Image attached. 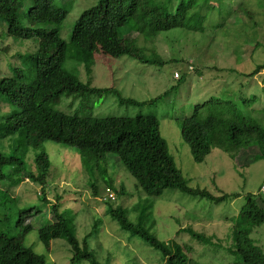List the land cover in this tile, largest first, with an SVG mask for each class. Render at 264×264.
I'll use <instances>...</instances> for the list:
<instances>
[{"label":"rangeland","instance_id":"rangeland-1","mask_svg":"<svg viewBox=\"0 0 264 264\" xmlns=\"http://www.w3.org/2000/svg\"><path fill=\"white\" fill-rule=\"evenodd\" d=\"M97 1L73 0L71 12L58 27L61 37L69 44V56L74 51L71 34L77 19ZM210 1L205 34L175 29L161 33L157 38L147 37L146 42L138 33L122 31L125 38H137V45L147 57L176 60L175 65L149 66L126 56L108 57L98 43L95 44L97 51L84 46L85 52L95 61L93 68L86 71L71 59L67 60V68H77L76 75L82 83L95 88H112L114 92L98 97L67 94L58 109L68 113L86 109L95 117L154 114L160 121L161 134L177 167L190 185L207 188L216 196L229 195L228 198L216 203L170 190L158 199L142 197L133 188L135 179L115 155H109L106 163L107 177L93 169L96 162L93 151L83 155L78 148L52 141L44 142L35 150L27 148L20 140L22 135L18 134L0 139V148L6 154L25 161L21 166L5 171L15 174L0 185V210L9 209L7 212L12 214L15 228L20 212L32 208L24 215L29 217L26 222L34 226L25 238V245L44 255L47 264H72L73 258L67 241L58 239L44 245L38 238V230L53 222L51 207L56 203L60 206V213L73 220L81 242L92 230L94 221H101L98 234L88 242L96 261L101 264H164L159 251L121 229L108 211L109 207L117 206L128 208L129 219L141 224L161 241L182 245L190 264H241L232 253L233 227L246 204L247 193L264 198V160L260 158V150L252 146L232 158L219 148L213 149L204 162L196 163L182 138L180 120L191 115L197 104L215 99L230 103L225 108L226 104L217 106L209 102L216 111L227 113L237 109L241 116L257 120L264 128V70L251 75L264 64V0H236L231 12L227 11L230 4L222 11L219 0ZM6 31L7 24L0 19L1 76L12 75L9 64L19 65L15 53L24 52V48L13 45L14 38L5 36ZM83 38L87 41L89 37ZM15 41L21 47L37 43V40ZM9 46V51H4ZM33 49L30 45L29 50ZM190 65L195 72L187 70ZM178 71L186 73L185 80L179 82L175 79ZM117 91L125 98L146 103L121 104ZM166 92L170 93L164 96ZM157 98L160 99L156 103H151ZM12 109L8 104L0 103V126ZM39 152L48 154L51 161L49 175L43 184L31 179V173L37 171L35 157ZM109 178L118 188L125 185L127 195L119 196L108 188ZM11 184L14 188L8 190ZM92 184L97 186L99 197L94 195ZM43 188L45 195L41 194ZM237 193L240 197H232ZM111 196L114 199L110 200ZM5 226L6 221L1 220L0 231L6 232ZM184 228L213 236L214 241L203 244L192 238L187 230H182ZM251 238L264 251V224L252 230ZM22 255V258L10 257L8 261L1 258L0 264H32L25 254ZM76 264L91 263L82 261Z\"/></svg>","mask_w":264,"mask_h":264},{"label":"trees","instance_id":"trees-1","mask_svg":"<svg viewBox=\"0 0 264 264\" xmlns=\"http://www.w3.org/2000/svg\"><path fill=\"white\" fill-rule=\"evenodd\" d=\"M235 1L218 2L222 6V11L230 4L227 11L231 12ZM72 2L73 0H0V19L7 24L5 36L15 40H37V43L31 42L28 46L21 47L12 39L13 45L20 49L24 48V52L15 53L19 65L9 64L11 76H1L0 73V103L13 108L0 126V139L18 134L22 135L20 140L27 148L35 150L40 149L44 142L52 141L78 148L83 155L93 151L96 159L93 169L107 177L109 170L106 163L109 155H115L135 179L133 188L142 197L158 199L170 190L195 198L213 200L216 203L224 202L229 195L216 196L207 188L190 185L177 167L167 141L161 134L160 121L154 114L95 117L86 109L75 113L58 109L62 98L67 94L98 97L114 92L112 88H95L82 83L76 75L77 68L72 70L67 68L68 59L75 61L78 67L86 71L93 68L95 61L85 52L84 46L97 51L95 44L98 43L108 57L126 56L149 66L175 65L176 60L165 61L160 57H147L137 45V38H125L122 31L125 29L131 33H138L146 42L147 37L157 38L161 33L175 29L205 34L207 6L211 1L98 0L85 9L77 19L71 34L74 51L69 56V44L61 37L58 27L65 22L71 12ZM83 37L89 38L86 41ZM30 45L34 47L32 51L29 50ZM9 48L11 47L4 48V51L8 52ZM187 70L195 72L191 65ZM263 70L264 64L259 65L251 75ZM177 73L179 77L175 78L176 80L179 82L185 80L186 73L181 71ZM168 93L170 92H166L164 96ZM117 96L121 104L146 103L125 98L118 91ZM160 98L151 103H156ZM209 102L217 106L226 104L225 108L230 105L222 100L211 99L197 104L191 115L183 116L180 120L182 138L189 146L194 161L204 162L212 150L218 148L235 158L244 149L252 146L258 147L260 158L264 160V128L260 123L255 119L248 120L241 116L237 109L220 113L215 107H210ZM23 163H25L23 158L8 155L0 148V185L2 181L10 180L15 174L6 173L7 169L19 167ZM35 164L37 171L31 173V179L43 184L51 169L48 154L37 153ZM101 164L106 165L102 167ZM106 186L119 196L127 195L126 186L116 187L111 178ZM10 188L14 186L11 184L7 189ZM91 188L94 195L99 197L97 186L92 184ZM41 194L45 195L44 188ZM232 197L238 198L240 194H233ZM106 203L110 204L107 200ZM2 210L0 221H6L7 226L6 232L0 231V259L6 258L8 261L10 257L16 255L22 258V254H25L32 264H47L44 255L35 253L25 245V238L34 226L26 222L29 217L24 215L31 212L32 208L20 212L21 217L15 228L12 226V214L7 212L9 209L3 208L0 211ZM51 210L54 220L38 230L39 240L44 245L58 239L67 241L73 254L72 264L82 261L101 264L96 261L88 245L89 239L98 234L101 221H94L92 230L81 242L77 236L76 225L72 219L60 213L59 204H53ZM108 211L121 229L141 238L159 251L164 264L191 263L184 247L178 242L161 241L141 224L133 223L128 217V208L109 207ZM263 224L264 198L247 193L246 204L237 216L232 235V253L239 258L241 264H264V251L251 238L252 230ZM182 230H187L192 238L203 244L214 241L213 236L195 232L190 228Z\"/></svg>","mask_w":264,"mask_h":264},{"label":"built area","instance_id":"built-area-1","mask_svg":"<svg viewBox=\"0 0 264 264\" xmlns=\"http://www.w3.org/2000/svg\"><path fill=\"white\" fill-rule=\"evenodd\" d=\"M176 77H177V78L179 77L178 73H176ZM177 78H176V79H177ZM111 198H113V196H111Z\"/></svg>","mask_w":264,"mask_h":264},{"label":"clouds","instance_id":"clouds-1","mask_svg":"<svg viewBox=\"0 0 264 264\" xmlns=\"http://www.w3.org/2000/svg\"><path fill=\"white\" fill-rule=\"evenodd\" d=\"M111 198V197H110ZM111 199H114V198H111Z\"/></svg>","mask_w":264,"mask_h":264}]
</instances>
